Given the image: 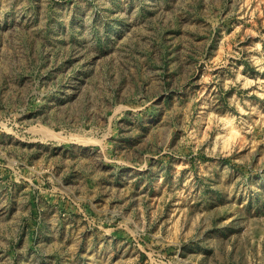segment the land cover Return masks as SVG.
<instances>
[{
	"label": "rangeland",
	"instance_id": "1",
	"mask_svg": "<svg viewBox=\"0 0 264 264\" xmlns=\"http://www.w3.org/2000/svg\"><path fill=\"white\" fill-rule=\"evenodd\" d=\"M0 264H264V0H0Z\"/></svg>",
	"mask_w": 264,
	"mask_h": 264
}]
</instances>
